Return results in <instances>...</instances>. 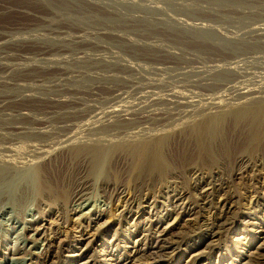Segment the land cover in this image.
Here are the masks:
<instances>
[{
	"label": "bare ground",
	"instance_id": "bare-ground-1",
	"mask_svg": "<svg viewBox=\"0 0 264 264\" xmlns=\"http://www.w3.org/2000/svg\"><path fill=\"white\" fill-rule=\"evenodd\" d=\"M40 2L48 4L51 16L59 10L91 17L94 13L65 0ZM10 7L0 5V13L12 11ZM22 10L18 7L17 12ZM19 31L0 29V48L5 50L0 70L29 71L15 63H25L26 58L25 46L22 50L19 46L23 38L14 36ZM219 89H209L214 90L209 97L198 92H154L147 97L149 108L164 105L161 109L143 111L142 116L146 107L142 103L103 107L80 125H61L70 123L67 117L79 118L70 111L64 121L53 123L48 117V122L37 125L15 101L0 102L1 113H13L7 123L17 125H6L8 118L0 123V229L25 225L16 237L20 244L11 252V262L264 264V83L230 85L222 94ZM29 107L41 113L46 108ZM147 119L159 128L134 124ZM25 124L37 127L29 133ZM175 136L184 141L177 162L171 153ZM97 178L100 198L94 200ZM101 204L106 209L99 208ZM30 205L35 214H26ZM52 214L54 224L46 226L44 217Z\"/></svg>",
	"mask_w": 264,
	"mask_h": 264
},
{
	"label": "rangeland",
	"instance_id": "rangeland-1",
	"mask_svg": "<svg viewBox=\"0 0 264 264\" xmlns=\"http://www.w3.org/2000/svg\"><path fill=\"white\" fill-rule=\"evenodd\" d=\"M40 1L0 0V5L11 6L12 9L6 12L8 14L0 13V29L17 27L21 30L18 35H22L14 36L26 39L25 41L22 39L23 44L19 46L21 50L25 46L26 49L23 48L22 52L27 56L23 54L22 57L27 59H22L25 63H21L22 61L15 63L20 64L21 70H29H24L27 72L25 76L23 71L20 73L18 70H5V74L4 70H0V80L2 79L0 102L15 101L17 105L19 104L18 107H21V113L29 114V118L33 117L38 121L37 125L42 121L48 122L50 117H53L50 119L53 123L55 120L64 121V115L66 116L69 111V114L73 113L71 115L80 114L79 120L72 121V117H67L71 119L70 123L61 125L71 122L80 125L89 120L95 112L103 110V107L106 109L109 106L121 105L127 108L136 103L146 105L147 108L144 106L145 108L140 111V114L145 116L146 113L143 111L156 107L161 109L164 106L155 105L149 108L150 99L147 97L154 92L159 95L172 91H181L184 94L198 92L205 94L204 97H209L210 94H214V90L209 92V89L216 86H220L217 92L222 94L226 93L225 89L230 85H254L262 81L264 83V0H65L81 4L79 6L84 7V10L93 11V20L89 15L83 16L78 12L65 10L54 11V15L52 13L51 16L48 4ZM18 7H22L23 10L17 12ZM49 26L52 30H49ZM2 49L0 48V57L5 53ZM37 69L39 71H34ZM28 73H31L30 76ZM34 92L36 93L33 94ZM76 94L81 100L75 96ZM48 97L51 102L48 101ZM35 103L41 106L40 108L46 107L45 112L34 111L29 107L30 105L37 107ZM75 106H78L77 110ZM25 107L31 111L25 110ZM89 109L92 110L91 113ZM79 110L82 113L76 112ZM9 115L10 112L0 111V123L8 118L4 122L6 125L17 126L7 123L13 113ZM168 120L166 121L169 122ZM152 122L147 119L135 121L134 124L147 129L159 128L158 124L154 125ZM37 125L25 124L28 129L24 131L32 133ZM175 137L171 153L177 162L182 154L180 147L184 141L181 137L180 140ZM20 143L26 144L25 141ZM20 143L15 146L19 147ZM98 179L92 186L94 200L100 198ZM52 207L55 210V207ZM27 208L26 214L36 213L31 205ZM99 208L106 209V206L101 204ZM44 220L46 226L49 225L48 222L54 224V214L47 215ZM23 225L24 223H18L14 229L5 225L1 227L0 237L3 243L0 244V264H13L10 260L11 252L20 244L16 237Z\"/></svg>",
	"mask_w": 264,
	"mask_h": 264
}]
</instances>
